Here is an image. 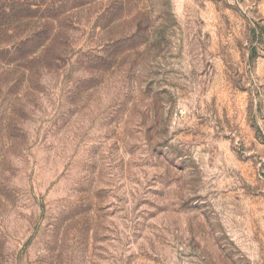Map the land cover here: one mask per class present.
I'll list each match as a JSON object with an SVG mask.
<instances>
[{
	"label": "rangeland",
	"instance_id": "rangeland-1",
	"mask_svg": "<svg viewBox=\"0 0 264 264\" xmlns=\"http://www.w3.org/2000/svg\"><path fill=\"white\" fill-rule=\"evenodd\" d=\"M0 264H264V0H0Z\"/></svg>",
	"mask_w": 264,
	"mask_h": 264
}]
</instances>
